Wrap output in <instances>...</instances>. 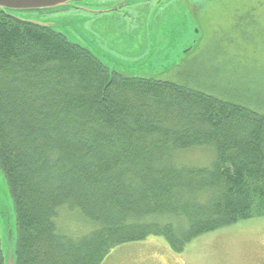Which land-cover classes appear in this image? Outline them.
<instances>
[{
    "label": "trees",
    "instance_id": "trees-1",
    "mask_svg": "<svg viewBox=\"0 0 264 264\" xmlns=\"http://www.w3.org/2000/svg\"><path fill=\"white\" fill-rule=\"evenodd\" d=\"M208 145L213 161L179 165ZM0 171L15 264H100L122 243L195 237L264 216V114L153 77L117 74L61 31L0 10ZM94 223L58 231V208Z\"/></svg>",
    "mask_w": 264,
    "mask_h": 264
},
{
    "label": "rangeland",
    "instance_id": "rangeland-1",
    "mask_svg": "<svg viewBox=\"0 0 264 264\" xmlns=\"http://www.w3.org/2000/svg\"><path fill=\"white\" fill-rule=\"evenodd\" d=\"M156 1L80 0L12 14L61 31L117 74L184 84L264 114V0ZM213 159L208 145L174 155L177 164L196 167ZM5 208L3 244L13 208L0 171V211ZM55 222L59 232L72 236L94 227L78 208L66 206L58 208ZM263 254L261 216L203 233L180 252L155 235L122 243L100 264H260Z\"/></svg>",
    "mask_w": 264,
    "mask_h": 264
},
{
    "label": "water",
    "instance_id": "water-1",
    "mask_svg": "<svg viewBox=\"0 0 264 264\" xmlns=\"http://www.w3.org/2000/svg\"><path fill=\"white\" fill-rule=\"evenodd\" d=\"M74 1H77V0H0V10L9 15H13L12 13L14 11L54 9V8L72 3ZM20 19H23V18H20ZM23 20H27V19H23ZM27 21L34 22L36 24H39L40 26L51 27L48 24L31 21V20H27ZM9 210L5 208V210H2L0 212L3 215ZM12 218H13V215H12ZM9 228L11 230L10 234H8L7 239H5V242H4L5 264H15V257H14L15 255L14 254L15 236H14L13 225L11 224Z\"/></svg>",
    "mask_w": 264,
    "mask_h": 264
},
{
    "label": "flooded vegetation",
    "instance_id": "flooded-vegetation-1",
    "mask_svg": "<svg viewBox=\"0 0 264 264\" xmlns=\"http://www.w3.org/2000/svg\"><path fill=\"white\" fill-rule=\"evenodd\" d=\"M79 1L80 0H77L76 2H79ZM125 1H128V0H125ZM158 1L159 0H157L156 2H158ZM0 264H5V250H4V244H3V242H1V240H0ZM260 264H264V254H263V257H262Z\"/></svg>",
    "mask_w": 264,
    "mask_h": 264
}]
</instances>
